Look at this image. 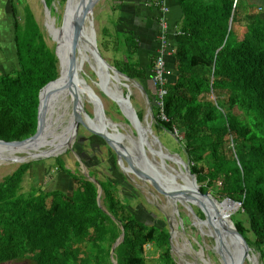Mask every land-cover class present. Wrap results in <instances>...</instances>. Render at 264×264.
<instances>
[{"label":"trees","instance_id":"trees-1","mask_svg":"<svg viewBox=\"0 0 264 264\" xmlns=\"http://www.w3.org/2000/svg\"><path fill=\"white\" fill-rule=\"evenodd\" d=\"M53 2L45 0L47 6ZM237 2L180 0L183 18L174 37L173 70L163 97L166 120L161 118L151 82L157 55H149L147 64L140 66L138 45L130 34L117 30L119 21L113 25L116 33L109 32V23L102 35L109 37L113 52L119 50L120 35H124L126 54L114 67L147 85L156 124L153 130L176 141V153L189 162L200 191L211 193L219 202L240 204L231 219L264 264V11L240 15ZM9 7L14 59L11 72H0V140L13 142L35 134L39 93L58 78L59 67L55 49L47 45L31 8L22 0H10ZM103 42L101 46L108 45ZM137 115L143 120L138 111ZM89 145L95 152L101 146L107 149L108 166L97 167L98 154L84 150ZM75 149L102 187L101 207L97 186L67 169L61 157L54 158V166L66 170L74 181L76 187L69 193L34 187L23 192L33 163L20 165L0 182V264L22 260L113 264L110 252L121 228L124 239L114 251L117 264H177L169 223L161 226L141 219H154L149 208L156 207L147 203L142 210L141 195L118 169L114 153L94 136L77 142ZM225 209L234 211L228 205ZM192 211L204 220L197 207L192 206Z\"/></svg>","mask_w":264,"mask_h":264},{"label":"water","instance_id":"water-1","mask_svg":"<svg viewBox=\"0 0 264 264\" xmlns=\"http://www.w3.org/2000/svg\"><path fill=\"white\" fill-rule=\"evenodd\" d=\"M70 1L71 0H66L65 11L61 26L59 27L62 43L60 48L58 45L55 47L59 76L56 80L49 82L43 87L39 93L36 132L33 136L22 141L6 142L0 140V146L11 147L25 145L29 148V144H46V146L52 147V149L32 159H29V154L20 155V161L18 163L20 165L50 158L54 159L67 152L74 154L82 169V175L97 186V203L98 206L101 207L102 187L98 180L89 176L85 165L81 162L75 151V143L79 130L83 128L89 135L102 140V142L114 153L118 169L123 175L127 176V178L128 175H132L142 183L150 185L158 194L165 197L171 203H173L172 200L177 199L180 200V204L188 203L191 210L192 206L197 207L203 213L204 220L195 216L197 219L196 226L207 228L208 235L214 242L212 251L218 257L221 264H245L246 262L250 264L251 257L256 255L253 253L244 237L236 229L231 219L232 214L225 209V206L228 205L230 208L232 207L236 210L237 207H240V204L234 203L231 200L219 202L211 193L201 192L197 184L196 176L190 172L189 162H184L182 159L178 158L179 155L177 154L173 156L164 149L170 157H164V159L159 157L158 162L154 160L152 162L149 161L146 155L148 149V136L155 140L154 145L159 149L160 153L163 152L161 150V143L158 137L153 134L151 128L152 122L149 123L146 121V118L143 120L138 118L137 111L130 102V87L128 82L131 81L141 90L149 104L145 88L136 80H131L126 75L119 72L103 58L98 47L93 16V9L100 0H78L74 7L71 6ZM7 4H9V0ZM69 6L70 8L72 7L73 10L67 19V10ZM43 8L47 18L55 23V19L51 16V9L46 6L45 1L43 3ZM231 26L232 18L229 20V30ZM12 32H14L13 24ZM79 46L80 49L87 47L89 54L99 66L101 77L104 79V82L98 74H95L97 79L95 86L104 96L110 98L117 104L122 115L129 122L136 135L131 134V136H124L115 129L117 125L107 117L100 96L86 83L84 73L82 74L78 70L76 52ZM117 76L120 77L122 82H117L116 87H123L127 90V94L125 95L120 92L121 100L126 108L120 105L119 100L114 98L115 96L110 93L106 86L109 85L108 83L110 80ZM60 82H62V85L57 87L56 85ZM58 91L62 93L67 91V95L69 96L67 104L65 103L57 106L55 100L58 97ZM85 94L91 98L93 106L96 107V109L94 108L95 111L93 115L88 114L84 108L83 101L85 99ZM62 107L63 109L61 110ZM67 109H70L71 113L68 114L66 125L62 127V119ZM148 109V114L151 118H154L153 115L150 114L151 107L149 106ZM55 110L57 111L55 112ZM138 127H140V129L143 128L142 137H140L137 129ZM16 162V159L5 158L2 159L0 164H16ZM169 162L174 163L176 168L170 167ZM167 170L175 172L177 176L172 178L173 176H169ZM178 173L183 174L187 179H179L181 183L179 187L172 188L175 185V177H178ZM200 198L207 200V202H202ZM170 230H172L171 227ZM121 231V235L114 243L110 252L113 264H117L114 258L115 248L119 246L124 239L123 228H121ZM172 233L173 232L170 233V239ZM256 258L258 263V257L256 256Z\"/></svg>","mask_w":264,"mask_h":264},{"label":"rangeland","instance_id":"rangeland-1","mask_svg":"<svg viewBox=\"0 0 264 264\" xmlns=\"http://www.w3.org/2000/svg\"><path fill=\"white\" fill-rule=\"evenodd\" d=\"M22 1L24 4L28 5V7L31 8L36 18V21L39 24L41 31L44 34L47 45L50 48L55 49L56 44H57V38L60 32L58 28L61 26V21L63 18L65 7H66V0H54V2L52 3V6L51 4L49 6L46 5L49 9H51V16L53 19H55V23L52 20L48 19L46 16V13L43 8V3L45 0H22ZM111 5H112L111 0H100L95 5L93 9L94 28H95L96 35H97L98 45H100L99 50L103 58L110 65L117 66L118 61L123 60L124 55L126 54L125 53L126 47L123 42L124 35L123 36L122 34L120 35L121 41L119 44V50L116 52L112 51L111 41L109 37L107 36L104 38L102 35V26L105 25V22L110 21L109 22L110 25L107 28H109L110 30L109 32H112V30L115 32L113 25L114 23L118 22L121 17L120 12L119 13L116 12L114 16L112 17L109 16V13L111 12L110 10ZM52 8L54 9V11H52ZM6 9L9 10V14H10L9 4H6ZM7 12L5 13L7 14ZM7 16L10 17V15L8 14ZM10 29L11 27H9V32L7 34H8L9 39L11 40L12 32L10 31ZM234 30H236V27L234 28ZM2 33H3V23H0V36L2 35ZM113 35L111 34L110 36H113ZM104 40L105 42L108 43V45L101 46V43H104L103 42ZM6 42L8 41H4V43ZM6 45L7 43L2 44V47H5L6 49ZM127 50L130 51L128 47H127ZM94 69L96 70L95 67ZM94 69L87 62L83 66L82 74L83 73L85 74L86 83L91 88H93L94 91L100 96L102 103H103L104 111L105 113L108 112L109 114L107 117L118 126L117 130L124 136H131V134H135L129 122L122 115L117 104H115L110 98L104 96L95 86L97 79L95 77ZM12 70H13V67L11 66L7 68V72H11ZM167 78H168V74L166 75V80ZM117 82L121 83L122 81L114 79V81L111 82V85L113 86L115 85L116 87ZM128 84L130 87L129 88L130 102L132 103L136 111L140 113L142 119L147 118L148 113H149L148 108L150 106V103L148 104L145 95L142 94L141 90L138 87H136L131 81H129ZM144 87L146 88L147 85H144ZM120 88H117V89L118 90L120 89V92H122L123 95L127 94L126 89H124L123 87H120ZM83 103H84V108L86 112L90 115H93L94 106L90 104L89 101L86 99H84ZM70 113H71L70 109H67L65 111V114L62 119V127L66 125V122L68 120V114ZM151 124H152L151 128H152L153 134L157 136L158 139L160 140L161 148L163 150L165 149L167 153L173 156H176L177 154L176 152L178 151V146H177L176 141L171 137V135L163 131H157V130H156L157 132L154 131L153 126L156 125L155 120ZM88 137H89V133L85 131L83 128H81L79 130V136L76 142L80 141L82 143H85ZM85 150L88 151L89 153L92 152L89 146H86ZM42 151H46V150H40V152ZM16 153L18 156L24 154L21 152H16ZM94 153L98 154L97 155V157L99 158L97 159L99 162L97 166L98 168L104 169L106 166L109 165L107 157H106L107 149L105 147L101 146L98 149V151ZM60 157L63 159L67 169L71 170L73 173L78 172L79 174H82L81 173L82 169L80 167V164L77 158L74 156V154L67 152ZM178 158L181 159L180 156ZM18 163L19 162H16V164L14 163L0 164V182H2L6 176L11 175L20 166V164ZM76 163H78V165ZM169 166L172 168H176V165L172 162H169ZM174 174L175 172H172V175ZM176 175L177 174H175L174 176ZM128 178L131 184L136 188L137 192H139V194L141 195L138 202H141L140 206L142 210H144L145 204L147 203H149L148 205L152 207L153 206L156 207V208L150 207L149 209H151L152 213L155 214L157 217L155 216L153 219L148 216H143V217L140 216L141 219L144 221H147L148 223H155V224L159 223V225L161 226H163V224L167 225L169 223V228L170 227L172 228V230H170L171 232H173L171 235L172 255L177 264H221L218 257L212 251L214 242H213V239L209 237L207 228L205 227L198 228L196 226L197 219L195 215L193 214V211L189 208L187 204H180V203L174 204V203L168 202V200L165 197L158 194L150 185L142 183L141 181H139L137 178H135L132 175H128ZM176 182L178 183L179 180H175V183ZM31 187L41 188L43 189V191L45 190L48 192L56 190V191H60L63 193H69L72 190H74L76 186L74 185V181L72 180V178L68 177L66 170L63 171V170L57 169V167L54 166V159L50 158L47 160L33 162L30 170L25 175V178L22 184V188H23L22 191L29 192ZM47 202H49V200ZM238 211H239V207H237V209L231 213L232 217L235 216ZM137 213H140V211L138 210ZM184 218H185V221H184ZM161 221H164L165 223ZM253 253L258 257V263L261 264L259 255L254 251ZM254 260H256V257L252 256L250 264H253ZM7 264H28V261L22 260V261H17L13 263H7ZM245 264H249V262H246Z\"/></svg>","mask_w":264,"mask_h":264},{"label":"crops","instance_id":"crops-1","mask_svg":"<svg viewBox=\"0 0 264 264\" xmlns=\"http://www.w3.org/2000/svg\"><path fill=\"white\" fill-rule=\"evenodd\" d=\"M8 1V0H6ZM112 5L110 6L111 12L109 16H114L116 12H120L121 17L118 22L117 30L123 32L124 34H130L134 41L138 45L137 49V59L139 60L140 66H145L147 64V58L151 54H157L159 49V25H158V11L152 4L155 2H163L167 8L168 12L165 14V19L167 26L169 28L168 39L173 49L175 47L174 37L176 32L179 31L181 20L183 18V9L180 4V0H111ZM211 1V0H205ZM238 0H236L237 2ZM238 3V2H237ZM7 3L0 2V15L2 12H7ZM10 4V0H9ZM118 8L116 11L112 12L111 8ZM240 15H251L256 14L260 11H264V0H239L237 7ZM9 14V11L7 12ZM3 17V16H2ZM110 21L105 22L102 27V31L109 24ZM6 30L3 28V33L1 35L0 43L6 44L9 39L6 40ZM4 41H8L4 43ZM5 47H0V57L1 60L5 56ZM166 57V58H165ZM164 58L165 66L168 76L171 75L173 66L171 55H166ZM0 65L5 66L6 64L0 61ZM13 67V63L11 64ZM7 70V68H6ZM151 88V85L148 86Z\"/></svg>","mask_w":264,"mask_h":264},{"label":"bare ground","instance_id":"bare-ground-1","mask_svg":"<svg viewBox=\"0 0 264 264\" xmlns=\"http://www.w3.org/2000/svg\"><path fill=\"white\" fill-rule=\"evenodd\" d=\"M77 2H78V0H71L70 1V4H71L72 7H74V5ZM72 7L71 8H70V6L68 7V10H67L68 11V13H67L68 14L67 15V19H68L69 14L73 10ZM60 34H61V31L59 32V35H58V38H57V44H56V45H58L59 48H60L61 43H62L61 42V39H60L61 38V35ZM76 57H77V60H78V70L81 73H82L84 64L88 62V64L91 65L93 69H94V67L96 68L97 71L94 69V73L95 74H98L100 76V78L102 79V77H101V71L99 69V66H98L97 62L93 59V57L89 54V52L87 50V47L80 49V46H79V49L76 52ZM114 79H117L119 81H122L119 76L114 77L112 80L109 81V83H108L109 85H106L107 86V89L110 91V93L113 96H115L114 98L116 100H119L120 105L123 106L124 108H126L125 105H124V103L121 100L120 90H118L116 87H114L113 85H111V82L114 81ZM102 81L104 82V79H102ZM61 85H62V82L58 83L56 86L58 87V86H61ZM61 91H58L57 92L58 93V97L55 100L57 102V106L63 105L65 103L67 104L68 101H69V96L67 95V91H64L63 93ZM85 99L88 100L92 104L91 98H89L86 94H85ZM94 108L96 109V107H94ZM62 109H63V107L61 108V110ZM56 111L57 110H55V112ZM151 112L152 111H150V114L152 115ZM146 121H148L149 123L150 122H153L154 121V118H151V116L148 114V116L146 118ZM97 124H98V122H97ZM110 127H113V126H110ZM115 129H118V126L115 127ZM137 129L139 131L140 137H142V135H143V128L140 129V127H138ZM154 141L155 140L151 139L150 136H148V140H147L148 149H147L146 155H147V158L149 159V161H151V162L153 160L156 161V160H158L157 158H159V157H162V159H164V157H170L162 148H161V150L163 152L160 153L159 152V149L154 145ZM154 147L157 148V151L156 152H154ZM49 149H52V147L51 146H46V144H43V145H41V144H29V148L27 146H25V145L24 146L23 145H18V146H11V147L10 146H0V163L2 162V159H5V158L16 159L17 162H19L20 161V158H19V156L17 155L16 152H21V153H24V154H29V159H32V158L37 157V155H39V154H43V152L45 153V151L40 152V150H46L47 151ZM156 162H158V161H156ZM167 173L169 174V176H173L172 178H174V175L175 174L172 175V171L171 170H167ZM179 179L186 180L187 178L183 174H180V176L178 175V177H175V180H179ZM178 184H181V183H179V182L177 183L176 182L175 185L172 188H178L179 187ZM200 200L202 202H205V201L207 202V200H204L203 198H200ZM179 201L180 200L175 199L173 201V203H177V202L179 203ZM186 204L188 205V203H186ZM170 233H171V231H170ZM181 250H183V249H181ZM253 264H258L257 263V258H256V260L253 261Z\"/></svg>","mask_w":264,"mask_h":264},{"label":"built area","instance_id":"built-area-1","mask_svg":"<svg viewBox=\"0 0 264 264\" xmlns=\"http://www.w3.org/2000/svg\"><path fill=\"white\" fill-rule=\"evenodd\" d=\"M154 8L158 11V25H159V50L157 52V59L155 61L154 71H153V79L152 84L156 88L157 91V106L160 108L161 111V118L162 120H166V117L163 115V97L166 94V75L167 70L165 66V56L171 55L173 53V49L169 43L168 33L169 28L167 26V22L165 19V14L168 12L167 6L163 2H155L152 4ZM177 34V32H176ZM175 34V35H176Z\"/></svg>","mask_w":264,"mask_h":264},{"label":"flooded vegetation","instance_id":"flooded-vegetation-1","mask_svg":"<svg viewBox=\"0 0 264 264\" xmlns=\"http://www.w3.org/2000/svg\"><path fill=\"white\" fill-rule=\"evenodd\" d=\"M0 2H2V3H4L5 4V2L7 3L8 1H6V0H0ZM8 15H10V14H8ZM3 16V17H2ZM13 21H12V19H11V17H8L7 16V14L5 13V11L4 12H2V14L0 15V23H3V28L6 30L5 32H6V36H5V38H6V40L7 39H9V37H8V32H9V27H11V29H10V31L12 32V23ZM0 39H1V36H0ZM0 47H2V45H1V43H0ZM7 50V51H6ZM5 51H6V53H5V56L6 57H3V59L1 60V58L2 57H0V61L1 62H3V63H5L6 64V67L5 66H2V65H0V72H6V68H8L9 66H11V64L13 63V59H14V57H12V56H14L13 55V49L11 50V48H10V39H9V42L7 43V45H6V49H5ZM1 64V63H0ZM78 136H79V133H78ZM89 137H91V135H89ZM89 137L87 138V142L89 141ZM78 138V137H77ZM92 139V138H91ZM93 140V139H92ZM150 140V139H149ZM77 141V140H76ZM77 143V142H76ZM75 143V144H76ZM89 147L91 148V150H92V152L91 153H94L95 152V150H93V148L89 145ZM82 148L81 147H79V151L81 150ZM85 150V149H84ZM76 151V150H75ZM81 151H83V150H81ZM157 151V148H155L154 147V152H156ZM77 152V151H76ZM88 152V151H87ZM70 153V152H69ZM89 153V152H88ZM90 153V154H91ZM84 157V156H83ZM89 159H91L92 160V158H90L89 157ZM158 160H156V161H159V158H157ZM180 175V174H179ZM174 201V200H173ZM178 203V202H177Z\"/></svg>","mask_w":264,"mask_h":264},{"label":"clouds","instance_id":"clouds-1","mask_svg":"<svg viewBox=\"0 0 264 264\" xmlns=\"http://www.w3.org/2000/svg\"><path fill=\"white\" fill-rule=\"evenodd\" d=\"M152 80V79H151ZM76 145V144H75Z\"/></svg>","mask_w":264,"mask_h":264}]
</instances>
